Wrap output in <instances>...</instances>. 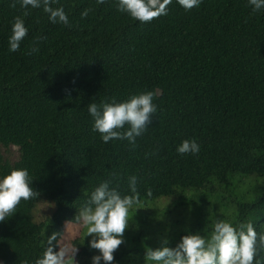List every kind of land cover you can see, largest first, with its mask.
<instances>
[{
	"label": "trees",
	"instance_id": "1",
	"mask_svg": "<svg viewBox=\"0 0 264 264\" xmlns=\"http://www.w3.org/2000/svg\"><path fill=\"white\" fill-rule=\"evenodd\" d=\"M51 6L64 9L67 24L52 23L43 7L0 0V179L27 169L39 193L0 222V264H35L54 232L60 243L67 225L78 224L100 183L135 195L132 176L139 194L133 207L152 212L128 227V244L112 264H156L145 260L146 248L165 239L175 248L189 234L208 240L218 220L237 229L251 222L258 237L264 234V192L221 208L208 196L238 189V177L264 178V8L254 12L249 0H202L185 10L172 0L167 15L141 23L118 11V0ZM17 16L28 34L13 53L8 41ZM149 91L157 111L135 144L105 143L93 131L91 103ZM184 140H195L199 153L179 154ZM11 147L20 154L14 163L3 153ZM164 199L173 202L160 209ZM43 201L54 210L38 222ZM74 246L76 264H92L98 255L89 240ZM255 260L264 264V249Z\"/></svg>",
	"mask_w": 264,
	"mask_h": 264
},
{
	"label": "clouds",
	"instance_id": "2",
	"mask_svg": "<svg viewBox=\"0 0 264 264\" xmlns=\"http://www.w3.org/2000/svg\"><path fill=\"white\" fill-rule=\"evenodd\" d=\"M54 0H20L21 7L34 9L43 7L49 14L52 23L67 24L68 18L62 7L53 8ZM105 0H98L104 3ZM172 0H118V11L128 13L133 19L148 23L162 15H167V8ZM185 10L199 7L202 0H178ZM253 11L264 8V0H249ZM15 3L11 7H15ZM90 9L82 13L86 18ZM29 13L24 12L27 16ZM28 29L24 20L17 16L12 25L9 37V51L17 52L20 44L27 36ZM38 51V49H33ZM155 93L149 91L131 96L124 102L91 103L88 111L94 119L93 131L99 132L103 142L114 139H126L135 144L136 137L142 135L151 123L152 115L157 111L153 103ZM125 125L129 128L126 131ZM177 151L179 154H198L199 145L195 140H184ZM137 178L130 177L129 187L135 195L122 196L116 188L110 187V181L100 183L92 192L90 200L80 209L76 217L78 223L87 229V237H92L90 247L98 250L100 255L92 257V264H112L114 252L124 243L123 236L128 227L129 210L139 203L136 189ZM148 196L152 195L151 190ZM39 195L30 186L27 169H13L11 173L0 179V222L11 215L21 200H29ZM70 222V221H69ZM69 222H66L67 225ZM210 239L205 240L199 234H189L182 237L175 247H169L168 240H163L156 249L146 248L145 260L156 264H261L255 260L258 247L264 249V234L259 235L251 222L240 224L235 228L229 222L218 220ZM58 233L54 232L47 241V248L42 258L35 264H76L78 248L68 244L61 245ZM59 251H56V248Z\"/></svg>",
	"mask_w": 264,
	"mask_h": 264
},
{
	"label": "rangeland",
	"instance_id": "3",
	"mask_svg": "<svg viewBox=\"0 0 264 264\" xmlns=\"http://www.w3.org/2000/svg\"><path fill=\"white\" fill-rule=\"evenodd\" d=\"M4 156L7 160L14 163L19 160L20 154L19 149L17 147H11L9 149H3ZM238 181H241V185L238 189L233 190L231 189L229 193H223V192H217V193H208V196L212 197V201H210L212 204H216L218 208H221L223 204L227 205V203H233L231 201H235L236 198H238L239 201H251L254 200L255 197L259 196L260 193H263L264 190V178L253 176V177H238ZM263 190V191H261ZM208 196H204V202H207ZM173 199H164L159 202V208L165 209L172 204ZM235 206V204H233ZM150 207H132L129 210L128 215V227H130L132 224L134 225L136 221H138V216L140 213H144L146 215H149L152 211L150 210ZM54 210V207L52 204L47 203L45 201L39 203L36 211H35V217L38 222L44 221L48 216L51 215L52 211ZM143 216V215H142ZM128 227L124 233L123 240L125 241L119 248L125 247L126 240H128V234L130 231H128ZM141 226H136V230H139ZM81 239L82 241L84 239L91 241L92 237H87V229L85 227H82L79 223L78 224H68L66 228V232L61 239L60 244H68L72 247L74 246V241L76 239ZM76 248V247H75ZM98 255H100L98 251ZM77 257V255H76Z\"/></svg>",
	"mask_w": 264,
	"mask_h": 264
}]
</instances>
